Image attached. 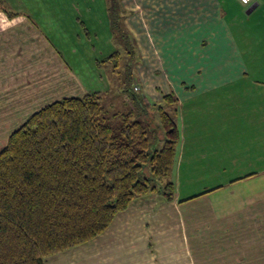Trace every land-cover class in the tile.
<instances>
[{"label":"crops","instance_id":"1","mask_svg":"<svg viewBox=\"0 0 264 264\" xmlns=\"http://www.w3.org/2000/svg\"><path fill=\"white\" fill-rule=\"evenodd\" d=\"M116 1L142 56L140 100L148 110L177 100L175 197L133 200L101 235L45 264H264V0L238 11L227 2L235 29L220 0ZM112 9L110 0L0 2V151L43 107L110 93L111 63L99 64L120 49Z\"/></svg>","mask_w":264,"mask_h":264},{"label":"trees","instance_id":"2","mask_svg":"<svg viewBox=\"0 0 264 264\" xmlns=\"http://www.w3.org/2000/svg\"><path fill=\"white\" fill-rule=\"evenodd\" d=\"M121 44L99 67L113 64L112 85L133 110L110 113L102 92L63 98L25 121L0 151V264H45L101 235L133 200L151 193L174 199L177 100L170 94L169 108L153 105L155 125L134 87V40L124 32ZM111 116L120 118L118 127Z\"/></svg>","mask_w":264,"mask_h":264},{"label":"rangeland","instance_id":"3","mask_svg":"<svg viewBox=\"0 0 264 264\" xmlns=\"http://www.w3.org/2000/svg\"><path fill=\"white\" fill-rule=\"evenodd\" d=\"M220 1H222L223 6H225V8H226L225 9L226 18L228 19L229 23L232 24V27L235 29L236 27H238L239 22L234 23L233 22L234 20L232 21V19H231V17H232L231 13L232 12H231L230 8L228 7V3H229V1L230 2L232 1V3L234 5H236L234 10H237V11H238V9L241 10L242 6H245V5L241 4L237 0H234L236 4L234 3L233 0H220ZM110 3H111V5L113 4V9L110 10V11H111L112 16H113L114 43L118 42L119 47H120V46H122V44H121V36L124 35L123 24H122L123 18H122V16L117 15V13L119 14V9L116 8L117 7L116 5L118 4L117 1L116 0H110ZM227 10H228V13H227ZM237 33L239 35V32H237ZM105 38H106V35L104 33H102L101 37H100V41L96 42L98 48L102 47L103 43L105 42ZM184 42H187L185 51L190 50V48H191L190 45L191 44H189V42H192V41L186 39ZM135 45H137V44L135 43ZM118 50H119V48H118ZM141 57L142 56L140 55L139 58L142 59ZM124 58L125 57H123L122 62L124 61ZM139 58H138V53H136V57L133 60V62H132L133 65L131 67V70H133V72H134V75H133L134 77H136V69H138L137 63L138 62L140 63ZM247 58H248V56H247ZM111 68H113V64L112 63L107 65L106 67H104L103 71L106 72L107 70H109ZM106 76L109 79L110 83L112 84L113 79L110 78L109 72H107ZM172 77H173V75H172ZM115 80H116V77H115ZM114 85L112 86V89H111L110 93H108L105 96V105L108 106L107 108H108L109 112L112 113V114L113 113H126V112H129V111L133 110L134 109V104H133L132 100H130L128 98H125L124 93L122 91V88L121 89L118 88L119 85L116 84V82H115ZM150 112H151V114L154 115L153 116L154 124L158 125L159 114H158L157 110L155 111V109L153 108V109L150 110ZM174 116H175V119L177 121L178 128L182 127L181 120L177 117V115H174ZM111 117H113V116H111ZM110 120H111V123H112V125L114 127H118L120 125V118L119 117L114 116L113 118H110ZM202 125H206V124L203 121L195 122V123L194 122L193 123H189V127H199V126H202ZM157 129H158V135H160V138L163 140L164 136H163L162 131H160V128H157ZM179 131H180V129H179ZM160 142L162 143V141H160ZM178 148H179V146L177 147V151H178ZM178 154L179 153H177V155ZM198 186H199V184H197V187ZM228 190L229 189H226V190H224V192L227 193Z\"/></svg>","mask_w":264,"mask_h":264},{"label":"built area","instance_id":"4","mask_svg":"<svg viewBox=\"0 0 264 264\" xmlns=\"http://www.w3.org/2000/svg\"><path fill=\"white\" fill-rule=\"evenodd\" d=\"M238 1L241 4L245 5V6H248V5H250L253 2V0H247V3H245V0H238ZM135 91H138V88L137 87H135Z\"/></svg>","mask_w":264,"mask_h":264},{"label":"clouds","instance_id":"5","mask_svg":"<svg viewBox=\"0 0 264 264\" xmlns=\"http://www.w3.org/2000/svg\"><path fill=\"white\" fill-rule=\"evenodd\" d=\"M245 3H247V0H245Z\"/></svg>","mask_w":264,"mask_h":264}]
</instances>
